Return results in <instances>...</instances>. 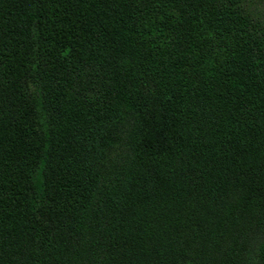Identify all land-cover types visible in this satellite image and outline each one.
I'll list each match as a JSON object with an SVG mask.
<instances>
[{"label":"trees","instance_id":"trees-1","mask_svg":"<svg viewBox=\"0 0 264 264\" xmlns=\"http://www.w3.org/2000/svg\"><path fill=\"white\" fill-rule=\"evenodd\" d=\"M0 264H264V0H0Z\"/></svg>","mask_w":264,"mask_h":264}]
</instances>
